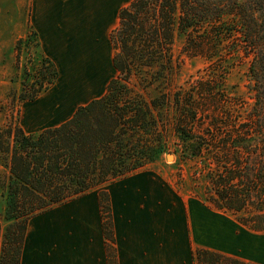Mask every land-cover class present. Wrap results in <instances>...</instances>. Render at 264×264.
I'll use <instances>...</instances> for the list:
<instances>
[{
  "label": "trees",
  "instance_id": "obj_1",
  "mask_svg": "<svg viewBox=\"0 0 264 264\" xmlns=\"http://www.w3.org/2000/svg\"><path fill=\"white\" fill-rule=\"evenodd\" d=\"M176 35L183 37L182 52L204 60L186 84L173 80ZM109 37L117 75L101 96L35 133H26L19 120L0 128L10 170L0 264H20L31 216L143 168L168 150V132L178 139L173 152L200 163L206 200L264 230V0H131ZM31 41L41 65L25 68L22 101L34 100L58 78L34 28L15 49L20 53ZM236 66L246 68L249 100L227 84ZM99 200L108 264H117L106 190ZM193 259L257 264L208 248H197Z\"/></svg>",
  "mask_w": 264,
  "mask_h": 264
},
{
  "label": "crops",
  "instance_id": "obj_2",
  "mask_svg": "<svg viewBox=\"0 0 264 264\" xmlns=\"http://www.w3.org/2000/svg\"><path fill=\"white\" fill-rule=\"evenodd\" d=\"M131 0H29V22L58 78L21 106L26 133L55 126L102 92L110 73V32ZM111 55V56H110ZM109 194L117 264H196L193 253L213 248L206 203L181 196L153 168H141L53 205L28 219L20 264H108L99 191ZM205 215L198 226L192 214Z\"/></svg>",
  "mask_w": 264,
  "mask_h": 264
},
{
  "label": "rangeland",
  "instance_id": "obj_3",
  "mask_svg": "<svg viewBox=\"0 0 264 264\" xmlns=\"http://www.w3.org/2000/svg\"><path fill=\"white\" fill-rule=\"evenodd\" d=\"M29 8V0H0V128L11 123L15 124L19 120L21 106L26 102L19 99L25 68L32 71L33 68L41 65L34 41L27 45L23 44L20 53L15 49L16 41L25 37L33 28L29 22ZM182 44L183 37L176 35L172 45L174 58L178 64L173 77L176 84H186V81L192 76H197L198 71L204 66L202 58L190 57L182 52ZM110 50L113 55L111 43ZM109 64L110 73L102 82L101 95L106 91L109 80L117 75L112 65V56ZM245 71V66L233 68L227 77V84L238 96L249 100ZM33 78L31 77L30 81ZM150 93L154 91L151 90ZM166 140L168 150L144 167L155 169L181 196L187 199L195 197L206 203L207 206L202 208L207 213V221L210 218L212 221L213 248L264 263V230H253L238 222L232 212L218 209L210 204L206 200V181L200 163L192 158H183L179 151L173 152L178 142L173 132L167 133ZM169 153L170 157L167 156ZM9 175V159L0 152V256L6 227L10 223L5 217V196ZM201 210L197 205L195 214H192L198 226L205 215Z\"/></svg>",
  "mask_w": 264,
  "mask_h": 264
},
{
  "label": "water",
  "instance_id": "obj_4",
  "mask_svg": "<svg viewBox=\"0 0 264 264\" xmlns=\"http://www.w3.org/2000/svg\"><path fill=\"white\" fill-rule=\"evenodd\" d=\"M167 156H168V157H170V156H171V154L169 153V154H167Z\"/></svg>",
  "mask_w": 264,
  "mask_h": 264
}]
</instances>
